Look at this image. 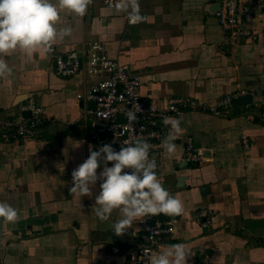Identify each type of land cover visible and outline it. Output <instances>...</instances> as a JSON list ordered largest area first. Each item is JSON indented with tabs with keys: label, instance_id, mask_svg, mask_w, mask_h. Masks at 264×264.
Here are the masks:
<instances>
[{
	"label": "crops",
	"instance_id": "1",
	"mask_svg": "<svg viewBox=\"0 0 264 264\" xmlns=\"http://www.w3.org/2000/svg\"><path fill=\"white\" fill-rule=\"evenodd\" d=\"M254 1L244 14L254 35L235 42L218 19L221 0H139L138 24L105 0H93L83 18L61 12L60 25L73 32L55 44L60 53L85 59L91 42H105L106 54L140 80L143 98L160 107L177 96L214 102L240 89L250 94L251 103L234 104L224 115L170 116L182 121L176 152L169 156L162 147L168 133L150 149L163 186L184 206L179 216L158 215L175 220L176 231L156 253L183 243L188 264H264V7ZM5 59L13 74L0 77V120L31 118L24 108L33 103L44 122L30 140L0 137V202L19 210L15 223L0 218V264H131L127 250L138 240L140 221L117 236L112 224L119 213L100 221L92 211L102 181L91 198L69 191L71 173L90 147L105 145L94 137L102 123L91 113L94 101L79 97L101 77L62 76L43 50L31 56L17 50ZM159 125L170 131L163 120ZM190 136L204 151L200 164L186 160ZM203 210L208 216L200 217Z\"/></svg>",
	"mask_w": 264,
	"mask_h": 264
},
{
	"label": "clouds",
	"instance_id": "2",
	"mask_svg": "<svg viewBox=\"0 0 264 264\" xmlns=\"http://www.w3.org/2000/svg\"><path fill=\"white\" fill-rule=\"evenodd\" d=\"M93 0H0V77H10L13 68L7 57L17 50L27 56L43 50L51 53L57 41L72 35L71 26H61V12L67 11L83 18ZM114 8L127 14L130 23L142 22L139 0H115ZM129 109L126 116L130 122L137 121V110ZM165 126L170 128L162 141V147L172 156L183 129L178 118H165ZM151 145L142 138L125 141L116 151L110 144L99 150L90 147L88 158L71 173L73 196H93L92 189L100 183L99 194L95 196L92 211L100 221H108L114 211L119 219L112 224L117 235H123L137 221L164 214L179 216L184 211L181 200L163 186L157 162L150 158ZM101 162L104 167L98 174ZM111 162L112 166H108ZM128 170V171H126ZM0 218L15 223L19 210L8 202H0ZM148 264H188L190 250L183 243L170 244L151 254L144 249Z\"/></svg>",
	"mask_w": 264,
	"mask_h": 264
},
{
	"label": "built area",
	"instance_id": "3",
	"mask_svg": "<svg viewBox=\"0 0 264 264\" xmlns=\"http://www.w3.org/2000/svg\"><path fill=\"white\" fill-rule=\"evenodd\" d=\"M250 1L221 0V9L217 11V16L231 42L244 36L253 37L254 35V32L244 24V14ZM254 2L264 7V0H255ZM105 3L107 6L114 7L115 0H105ZM105 48L103 41L91 42L87 58L80 59L75 52L60 53L54 45V50L50 55L57 72L62 76H74L84 71L90 75L101 77L86 93L79 94V97L96 102V108L91 113L102 123L94 137L99 143L110 144L116 151L120 150L125 141L131 142L137 138L146 140L151 148H154L156 142L169 132V129L159 127V121L188 111L224 115L231 110L237 98L247 94L246 90L240 89L227 93L214 102H204L190 96H177L169 99L165 107H160L155 102H149L143 98L140 91V80L130 73L127 66L109 57ZM134 106V110L138 111L137 121L130 124L126 113ZM24 109L30 110L31 118L0 120L1 138L6 141L15 138L26 141L39 133L44 122L41 116L42 107L32 103ZM101 133H105L109 137L102 139ZM243 140L244 146L249 148L250 141L247 136L244 135ZM185 156L187 162L193 164H200L205 159L204 151L195 146L191 136L186 140ZM208 214V211L203 210L200 217L208 216ZM140 224L138 240L127 250L131 264H148L144 249L149 250L151 254L156 253L157 249L163 245V241L176 231V222L173 219L157 217L153 219L152 223H148L144 219L140 221ZM120 250L119 246H113L115 253Z\"/></svg>",
	"mask_w": 264,
	"mask_h": 264
},
{
	"label": "water",
	"instance_id": "4",
	"mask_svg": "<svg viewBox=\"0 0 264 264\" xmlns=\"http://www.w3.org/2000/svg\"><path fill=\"white\" fill-rule=\"evenodd\" d=\"M251 98L250 94H246V95H243L239 98H237L235 101H234V104L236 105H245V104H249L251 103V101H249V99ZM95 105H96V102H94ZM153 222V221H152ZM151 222V223H152Z\"/></svg>",
	"mask_w": 264,
	"mask_h": 264
},
{
	"label": "trees",
	"instance_id": "5",
	"mask_svg": "<svg viewBox=\"0 0 264 264\" xmlns=\"http://www.w3.org/2000/svg\"><path fill=\"white\" fill-rule=\"evenodd\" d=\"M157 217L164 219V217H161V216H156L155 218H157Z\"/></svg>",
	"mask_w": 264,
	"mask_h": 264
}]
</instances>
